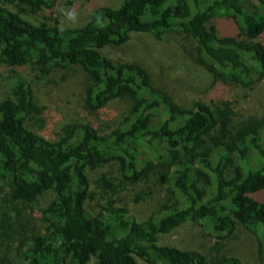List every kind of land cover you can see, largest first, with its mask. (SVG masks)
<instances>
[{
  "label": "trees",
  "instance_id": "obj_1",
  "mask_svg": "<svg viewBox=\"0 0 264 264\" xmlns=\"http://www.w3.org/2000/svg\"><path fill=\"white\" fill-rule=\"evenodd\" d=\"M8 5L35 14L52 8L54 0L0 2V66L13 79L0 101V191L10 190L8 199L0 198V227L18 243L9 264H138L136 258L146 264H241L163 243L177 230L204 222L219 238L239 225L264 248V201L254 198L264 191V117L235 127L229 102L179 105L143 67L102 53L134 34L157 41L184 34L212 78L249 88L264 77V0H123L118 7H99L89 22L71 28L54 19L35 25ZM214 18H227L237 33L220 37L210 25ZM27 65L40 76L79 66L89 82L84 109L94 114L127 100L128 115L107 134L86 123L65 126L57 140H46L27 127L41 113L31 86L15 75ZM251 153L259 161L255 169L248 167ZM111 163H118L121 178L102 174L98 191H92L87 170ZM152 175L162 184L172 182L180 198L164 207L163 216L139 222L116 206L114 195ZM49 192L53 199L33 228L23 216ZM89 202L99 208L96 215ZM8 261L0 258V264Z\"/></svg>",
  "mask_w": 264,
  "mask_h": 264
},
{
  "label": "rangeland",
  "instance_id": "obj_2",
  "mask_svg": "<svg viewBox=\"0 0 264 264\" xmlns=\"http://www.w3.org/2000/svg\"><path fill=\"white\" fill-rule=\"evenodd\" d=\"M2 0H0L1 2ZM123 0H54L52 8L41 7L35 14L24 13L21 8L8 5L20 16L35 25L51 24L57 20L63 28H71L90 21L92 13L101 6L118 7ZM252 6H254L252 4ZM251 5L249 7L252 9ZM212 25L220 37L234 35L237 30L227 18H214ZM264 44V37L261 39ZM104 55L116 62L136 63L149 74L153 84L166 92L177 104L191 106L203 102L213 107L222 102H229L233 110L232 121L235 127L254 118L264 117V77L255 81L249 88H241L231 83L212 78L196 58V46L191 38L184 34L171 33L157 41L148 34H134L121 47H108L102 50ZM17 79H24L30 86L34 99L41 113L27 122V127L46 140H57L65 126L92 124L100 134L114 130L131 108L127 100H117L108 104L101 111L91 114L84 109L85 91L89 82L79 66L66 69H55L47 76H40L32 66L16 70ZM11 74L0 66V101L4 99L13 83ZM161 115V114H160ZM159 116L154 118L153 126L157 127ZM145 160L151 154L144 155ZM259 161L251 153L248 167L257 168ZM240 164V163H239ZM244 166V165H243ZM91 190L97 192L95 182L102 175L121 178L118 163H111L96 170H87ZM211 192V190H209ZM10 190L3 188L0 198L8 199ZM117 207L126 208L134 218L142 222L149 217L159 218L166 212L164 207L180 198L172 182L162 184L158 177L152 175L149 181H140L127 186L114 195ZM255 199L264 201V191L254 195ZM53 199L51 192L41 196L33 205V210L23 219L33 226H40V212ZM2 207V203H0ZM90 214L96 215L99 208L89 202ZM219 238L210 223L189 224L163 240L164 244L181 250H195L208 260L221 257L237 258L241 264H264V248L258 237L250 234L245 228L237 225L232 233ZM17 237L3 235L0 227V258L7 257L8 263L16 260ZM138 264H146L136 258ZM89 264H96L95 259Z\"/></svg>",
  "mask_w": 264,
  "mask_h": 264
}]
</instances>
